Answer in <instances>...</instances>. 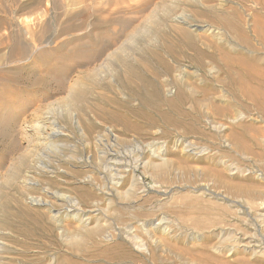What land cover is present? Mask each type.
<instances>
[{"label":"rangeland","instance_id":"374dc122","mask_svg":"<svg viewBox=\"0 0 264 264\" xmlns=\"http://www.w3.org/2000/svg\"><path fill=\"white\" fill-rule=\"evenodd\" d=\"M74 1L0 0V264H264L227 196L264 191L228 138L264 129L234 96L264 83V0Z\"/></svg>","mask_w":264,"mask_h":264},{"label":"bare ground","instance_id":"6f19581e","mask_svg":"<svg viewBox=\"0 0 264 264\" xmlns=\"http://www.w3.org/2000/svg\"><path fill=\"white\" fill-rule=\"evenodd\" d=\"M84 1H86V0H77L76 2L75 1L74 2L76 4H79V3H83ZM87 14H88V11L83 8L82 10H78L77 12L72 13V14L69 13L68 15L73 16L72 19L74 17H77V18H80L81 19V18H86L87 17ZM66 16H67V14H66ZM224 23H225L226 26L229 25L228 22H224ZM255 25H256V23H255ZM255 25H254V28L256 27ZM56 54H59V53L56 52ZM50 55H52V54L48 50H43V52L39 56L41 60H43V61L46 60L45 61L46 62V64H45L46 65V68L44 69L45 70L44 75L40 76V78L38 80H36L37 81L36 84H38L39 82H41L39 84L44 85V86L49 85V83H51L50 82L51 79L49 80L50 77H47V76L50 75L51 73H52V75H54L58 71V64L56 62H54V61H57V59L54 58V61L52 59L50 60ZM245 77H249L248 78L249 80L252 79L250 76H248L247 73L245 74ZM234 93H235V95H234L235 98H238L239 99L238 101H244L247 104L248 103H251L254 106V108L256 109V111L264 118V83L258 84L256 87L255 86L254 87H250L249 84H246L245 83V84H242L240 87H238V89H235L234 90ZM237 105H238V103H237ZM246 105H244L242 103L241 104V108L242 109L248 108V106H246ZM224 113H226L227 115H229V116L232 117V116H234V113L235 112H234L233 109L228 108V109L224 110ZM234 117H236V116H234ZM0 123H1V118H0ZM245 127L246 126L243 125L241 128L244 130ZM246 133H248V131H246V132L245 131H242V132H240L238 134L230 133L228 135V138H229V140H230V142H231V144H232V146H233L234 149H236L238 152H240V153L248 156L249 158H252L254 161L261 162L263 164V168H264V129H260V130L257 129L250 136L248 134H246ZM57 135H58L57 132H52V134H51L52 137H56ZM115 168H117V169H115ZM115 168H114V172H115L114 173V175H115L114 178L116 177V183H119L120 184V187H121V186H123V180H121L122 179V172H121L122 169H121V167H118V164L117 163H116ZM129 190H130V188L128 189V191ZM227 196L228 197L235 198L237 200H243V202L246 204V208H248V213L254 212L256 219L260 223H262L263 226H264V200H263L264 199V191L262 189L254 188V187H248L246 189H243L241 191V193L237 194L236 193V190H234L232 187H228L227 188ZM71 202H72V200H71ZM200 203H202V202L193 201V202H190L189 205L193 209H197V210L198 209H201L202 210V213H203V218L210 217L211 214H212L211 210L208 209L207 207L204 208V207L198 206ZM79 205H80L79 202L73 201V206L74 207H76V206L78 207ZM139 205H141V204L139 203ZM226 220H227V218H226ZM211 226H213L215 228L220 227L221 228L220 229L221 230V234L225 233L226 230H229L230 229L229 228L230 227L229 224H225L223 222L222 223L221 222H214ZM240 231L237 230L236 233H235V237L237 239H238V237L240 235ZM235 237H234V239H235ZM242 238H243L242 241L244 243L243 244V247H245V248L253 247L251 245L253 243L252 238L249 237L245 232H244V235H243ZM239 239H241V238H239ZM2 248L3 247L1 245L0 246V250Z\"/></svg>","mask_w":264,"mask_h":264}]
</instances>
